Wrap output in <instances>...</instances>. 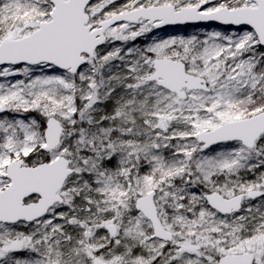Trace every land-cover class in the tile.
<instances>
[{
  "label": "snow or ice",
  "instance_id": "obj_1",
  "mask_svg": "<svg viewBox=\"0 0 264 264\" xmlns=\"http://www.w3.org/2000/svg\"><path fill=\"white\" fill-rule=\"evenodd\" d=\"M0 264H264V0H0Z\"/></svg>",
  "mask_w": 264,
  "mask_h": 264
}]
</instances>
